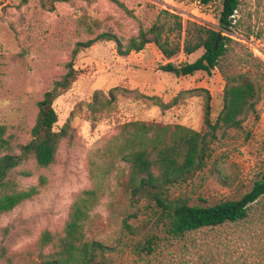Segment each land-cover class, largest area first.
I'll use <instances>...</instances> for the list:
<instances>
[{
  "label": "rangeland",
  "instance_id": "374dc122",
  "mask_svg": "<svg viewBox=\"0 0 264 264\" xmlns=\"http://www.w3.org/2000/svg\"><path fill=\"white\" fill-rule=\"evenodd\" d=\"M221 10L222 0H0V127L8 141L0 158L21 153L31 140L38 103L62 81L70 63L76 71L75 81L54 103L58 128L67 131L55 163L42 168L30 158L9 175L20 189L37 186L39 193L0 215V255L5 248L15 264H30L45 230L56 242L43 253L55 251L77 196L96 188L85 233L110 248L108 264H264V196L244 222L174 239L157 225L156 206L137 202L125 189L130 167L120 154L131 149L127 139L134 128L127 126L135 122L205 132L206 102L215 123L226 76L242 74L258 87L256 114L245 119L242 130L218 132L205 169L169 194L193 206H213L253 188L264 175V0H240L232 28L223 33L230 39L228 51L210 74L162 70L168 63L195 62L203 49L168 59L149 43L120 56L115 41L98 39L112 34L126 48L141 30L156 25L162 27V41L182 47L188 22L221 32ZM175 17L183 23L181 35ZM88 41L92 46L74 55L77 44ZM125 221L142 234H129ZM148 232L158 235L159 245L152 254L139 253L136 246ZM0 264L8 263L0 256Z\"/></svg>",
  "mask_w": 264,
  "mask_h": 264
},
{
  "label": "trees",
  "instance_id": "16d2710c",
  "mask_svg": "<svg viewBox=\"0 0 264 264\" xmlns=\"http://www.w3.org/2000/svg\"><path fill=\"white\" fill-rule=\"evenodd\" d=\"M239 8L240 0H222L219 17L221 32L195 22H188L182 47L178 45L172 48L168 41H162L160 37L162 27L156 25L148 32L141 30L138 37L131 39L126 48L120 39L112 34L104 33L98 39L115 41L120 56L140 52L149 43H154L168 59L180 52L191 55L203 49V55L195 62L180 67L168 63L162 70L183 76L200 71L210 74L228 51L227 41L230 39L223 33L229 32L232 28ZM175 18L181 35L184 30L183 23L178 17ZM149 33L152 34L150 38ZM92 44L93 41L78 43L74 55L78 50L89 48ZM75 78L76 71L70 63L69 71L62 81L56 82L54 89L46 92L38 103L39 113L31 132V140L21 147L19 155L7 154L0 158V215L11 212L39 193L37 186L20 189L19 183L9 179V175L30 158L42 168H48L55 163L59 146L67 136V131L63 127L58 128L59 115L54 103L59 92L68 89ZM259 97L258 87L250 78L242 74L227 75L223 108L215 123L211 118L210 101L205 104V132H196L180 125L159 126L145 122H135L127 126L133 127L134 131L127 139L131 149L126 153L120 150L122 158L130 167L125 189L137 202L145 199L156 206L157 225H162V230L167 236L181 239L187 234L203 229H216L244 222L249 218L251 207L264 196V175L240 199L224 201L213 206H193L188 199L181 197L172 199L169 194L172 187L188 183L198 172L205 169L211 156L210 145L216 141L218 132L221 131L222 135H225L229 130L243 129L245 119L250 114H256ZM4 132L5 128L0 127V147L8 145V141L4 139ZM25 174L29 176L28 173ZM45 184L46 179L41 177L40 185ZM97 199L96 188L80 193L71 206L64 235L58 238L56 250L49 254L43 253L46 247L56 242V236L45 230L38 242L40 252L37 259L32 260L30 264H108L105 254L110 248L101 241L88 240L85 233L89 212ZM123 228L131 235L142 234L126 221ZM144 238L145 242L138 243L136 249L139 253L152 254L159 245L160 238L153 232H148ZM0 256L6 259L8 264H15L5 248H2Z\"/></svg>",
  "mask_w": 264,
  "mask_h": 264
},
{
  "label": "water",
  "instance_id": "95a60500",
  "mask_svg": "<svg viewBox=\"0 0 264 264\" xmlns=\"http://www.w3.org/2000/svg\"><path fill=\"white\" fill-rule=\"evenodd\" d=\"M219 39H221V37H219Z\"/></svg>",
  "mask_w": 264,
  "mask_h": 264
}]
</instances>
